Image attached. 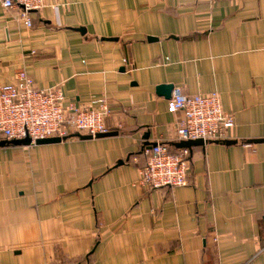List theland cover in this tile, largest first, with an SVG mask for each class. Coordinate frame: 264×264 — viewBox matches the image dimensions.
<instances>
[{"label": "crops", "instance_id": "crops-1", "mask_svg": "<svg viewBox=\"0 0 264 264\" xmlns=\"http://www.w3.org/2000/svg\"><path fill=\"white\" fill-rule=\"evenodd\" d=\"M30 17L0 0V83L23 69L64 105L104 98L116 134L0 147V264H264V0H43ZM162 85L216 91L235 142L191 146L186 185L148 188L142 148L183 115Z\"/></svg>", "mask_w": 264, "mask_h": 264}, {"label": "built area", "instance_id": "built-area-1", "mask_svg": "<svg viewBox=\"0 0 264 264\" xmlns=\"http://www.w3.org/2000/svg\"><path fill=\"white\" fill-rule=\"evenodd\" d=\"M1 4L6 9L16 10L17 19L31 26L30 13L38 11L43 0H1ZM167 110L183 115L170 139L156 141L155 146L143 149L146 159L140 170L139 183L144 187L186 185L192 163L190 150L177 148L172 143L229 140L234 126V115L222 109L216 91L186 95L175 89L167 100ZM109 114L110 108L104 98L86 106L74 102L64 105L59 87L39 88L23 69L16 72L14 82L0 83V140L28 137L34 145L38 139L64 138L73 133L95 136L108 132L104 120Z\"/></svg>", "mask_w": 264, "mask_h": 264}, {"label": "water", "instance_id": "water-1", "mask_svg": "<svg viewBox=\"0 0 264 264\" xmlns=\"http://www.w3.org/2000/svg\"><path fill=\"white\" fill-rule=\"evenodd\" d=\"M172 88H173L172 85H165V86L162 85V86L157 87V92L163 96H167L170 98L171 97L170 93H171ZM114 134H116V132H111V131L106 132V133H99V134H96L95 136L73 133V134H70L68 137H77L80 139H90L93 137H104V136H110ZM68 137H64V138L52 137V138H46V139H38L35 141V144L60 142L61 140H65ZM144 138L148 139L147 133L145 134ZM263 141H264V138L258 139V140H249V142H263ZM215 142L231 144V143H234L235 141L234 140H225V141L214 140L213 143ZM205 143H208V142H203L201 139H198V140H182L179 142H174L172 143V145H174L177 148L187 147L190 149L191 146L193 145H198V144L205 145ZM155 144H156L155 142L146 141L142 149H144L145 147H149V146H155ZM9 145H31V140L28 137H25L22 139H14V140H4V139L0 140V147H5Z\"/></svg>", "mask_w": 264, "mask_h": 264}, {"label": "rangeland", "instance_id": "rangeland-1", "mask_svg": "<svg viewBox=\"0 0 264 264\" xmlns=\"http://www.w3.org/2000/svg\"><path fill=\"white\" fill-rule=\"evenodd\" d=\"M36 85V84H35ZM40 88V87H39Z\"/></svg>", "mask_w": 264, "mask_h": 264}]
</instances>
